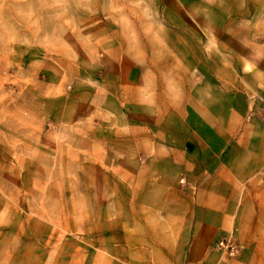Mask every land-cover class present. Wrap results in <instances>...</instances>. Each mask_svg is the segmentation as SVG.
<instances>
[{"label": "crops", "instance_id": "1", "mask_svg": "<svg viewBox=\"0 0 264 264\" xmlns=\"http://www.w3.org/2000/svg\"><path fill=\"white\" fill-rule=\"evenodd\" d=\"M99 32L105 44L76 33L77 42L92 43L104 54L86 69L93 88L88 84L85 92L64 96L49 69L40 80L44 91L23 82L17 95L24 105L57 121L32 127L24 111L16 122L20 134L0 145V163L7 159L21 168L14 174L28 173L25 161L40 156L86 158L100 173L119 176L114 188L103 191L118 196L120 234L135 246L78 249L69 264H218L214 240L229 231L243 246L232 264H264V123L244 119L249 93L264 90V60H240L244 73H233L228 88L202 78L197 106L188 90L167 87L162 70L172 67H162L147 51L128 57ZM63 111L65 120L59 121Z\"/></svg>", "mask_w": 264, "mask_h": 264}, {"label": "rangeland", "instance_id": "2", "mask_svg": "<svg viewBox=\"0 0 264 264\" xmlns=\"http://www.w3.org/2000/svg\"><path fill=\"white\" fill-rule=\"evenodd\" d=\"M103 5L106 12L100 11ZM99 29L128 57L147 51L162 67H172L162 70L167 87L188 90L197 106H202V78L228 88L233 73H244L240 60H264V0H0L1 146L20 134L16 122L24 111L32 127L57 121L46 110L24 105L23 82L44 91L41 81L49 69L64 96L85 92L88 84L93 88L86 69L104 54L88 46L92 43L77 42L76 33L105 44ZM103 81L108 82L94 80ZM262 104L264 90L249 93L246 122L262 121ZM60 119L65 120L64 111ZM24 165L28 173L14 174L21 168L7 159L0 163V264H69L78 249L135 246L120 234L118 196L103 191L117 185L118 175L100 173L86 158L36 156ZM108 198L116 199L115 205L103 207ZM162 207L159 217L168 208ZM222 237H231L239 251L233 257L220 254L218 264H232L243 246L229 231L215 238L214 248Z\"/></svg>", "mask_w": 264, "mask_h": 264}, {"label": "built area", "instance_id": "3", "mask_svg": "<svg viewBox=\"0 0 264 264\" xmlns=\"http://www.w3.org/2000/svg\"><path fill=\"white\" fill-rule=\"evenodd\" d=\"M251 114V112H250ZM250 114L248 116H250ZM261 119L264 123V104L261 106ZM217 247L220 253L225 257L236 256L239 251V246L231 237H222L217 242Z\"/></svg>", "mask_w": 264, "mask_h": 264}]
</instances>
